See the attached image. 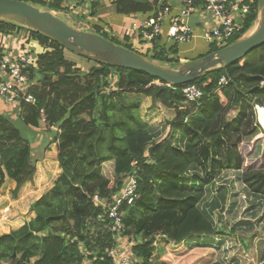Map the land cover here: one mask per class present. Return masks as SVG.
<instances>
[{"label":"trees","instance_id":"obj_1","mask_svg":"<svg viewBox=\"0 0 264 264\" xmlns=\"http://www.w3.org/2000/svg\"><path fill=\"white\" fill-rule=\"evenodd\" d=\"M21 1L51 12L63 11V0ZM248 4L243 28L230 44L245 37L257 23V0ZM153 6L157 0L144 4L122 0L118 11L123 15L148 13ZM23 28L0 20V52L5 35ZM28 30L50 50L39 56V69L30 76L36 83L31 93L37 104H24L17 120L0 113V188L13 181L16 187L11 194L18 199L21 190L34 182L40 161L33 156L32 145L39 135L33 129L53 135L45 157L54 160L59 169L51 189L31 205L35 217L0 234V264H84L85 260L109 264L106 253L116 246L117 234L112 231L107 209L97 206L93 197L111 200L133 171L138 196L133 204L125 202L120 214L123 236L136 241L132 253L137 264H233L232 259H245L233 237L235 228L224 231L217 214H230L233 205V210L251 206L258 211L261 204L262 216L257 222L264 227V136L254 139L264 130L258 124L255 128L248 124L242 131L247 101L264 107V44L235 64L174 87L144 72L95 61L85 72L68 58L67 49ZM95 32L136 51L100 29ZM177 53L176 48L168 51L155 46L151 54H140L178 67L183 62L172 58ZM113 76L116 86L109 91ZM223 76L230 81L221 87ZM157 81L162 85H156ZM189 85L204 92L200 102L190 103L184 97L182 89ZM127 93L141 94L155 105L174 110L175 117L166 122L162 138L149 133L151 125L136 113L139 102L134 108L121 107L117 100ZM231 105L242 113L232 123H220ZM231 135L236 136L234 141ZM246 145L253 148V156L256 151L261 153L255 163L243 154ZM54 147L56 152L49 154ZM226 171L238 172L243 189L235 192H240L237 199L232 197L233 182L221 176ZM159 233L168 235L169 240L156 251ZM80 245L89 251V257ZM259 264H264V246Z\"/></svg>","mask_w":264,"mask_h":264},{"label":"crops","instance_id":"obj_2","mask_svg":"<svg viewBox=\"0 0 264 264\" xmlns=\"http://www.w3.org/2000/svg\"><path fill=\"white\" fill-rule=\"evenodd\" d=\"M48 3L54 2V0H43ZM122 0H63L62 10L59 12H66L69 17L73 20H78V24L87 26L86 31H93L95 32L97 29H100L102 32L107 33L108 35L117 37V40H123L127 44L131 45L132 48L140 53H148L151 54L154 47L158 48H165L166 50H172V48H176L178 50L177 55H172V58H179L181 62H188L193 59H197L198 57L205 56L206 51H208L209 44L204 41L202 38V31H203V22L200 17V14L194 15L191 20L190 24L193 28L195 33V38L189 44L180 45L182 49L178 48L179 46H175L172 42L168 39V31L170 27V18L171 16L165 19L162 28V35L161 37L152 43H148L142 40L139 37V27L142 22L147 20L148 18L152 17L155 12L157 11V6L162 4H168L173 7L172 15L178 13V10L182 6V2L184 0H157V6L154 7L151 12L148 13H132L129 15H123L119 13L118 8L119 4ZM140 3H146L147 0H136ZM156 1V0H151ZM55 14L59 12L52 11ZM20 33H24L22 40L14 41L12 39V34L14 35L15 32H11L3 38V45L2 51L8 53L13 56H17L22 50L29 49L32 51L33 54L40 56L47 52L48 48L44 47L40 44V42L32 37L30 32L25 30H21ZM199 50L197 55L192 57L191 53H194ZM69 58V57H68ZM76 60L74 58H70ZM78 65L81 62L76 61ZM1 99V98H0ZM10 114L14 120L18 119V109H14L12 105H7L4 103L3 100H0V113ZM10 112V113H9ZM262 114H264V108L260 109L259 112V120L260 122H264L262 119ZM33 129V128H32ZM34 132H40L38 129H33ZM40 134L38 138H40ZM36 142L32 145L35 146L36 144L40 143L39 140H35ZM56 152V149L54 147ZM48 162V160L46 161ZM43 169L45 175H51L50 168L46 166L45 162L41 165L38 164V172L35 177L33 183L27 184L19 193V198L14 199L11 202V206L14 205L13 202L17 204H21L22 206L19 209L10 210V208L6 205L5 208L10 210V214L6 217L3 215V205L0 204V233H9L11 230H16L20 228L25 222L31 220L35 217V213L31 212L30 207L31 205L38 200L44 193H46L54 184L56 178L52 180L50 185L43 184ZM222 177L229 181V183L233 182L232 187V194L237 192L238 188L241 190L243 186L240 184L241 182L238 180V172L236 171H226L221 174ZM45 182V181H44ZM237 185V186H236ZM16 187V184L13 181H7L5 185L0 188V191L7 192L5 195L7 198L11 194V191ZM234 198V197H233ZM10 199V198H9ZM235 201V200H234ZM19 202V203H18ZM10 203V202H8ZM234 205L231 207L230 214H222L218 213L217 217L220 221L219 224L225 225L224 231H230L232 228H235V234L233 235L234 240L238 242H242L241 239H244L248 242H244L245 246L253 245V248L262 250L264 246V227H262L261 222L258 224L256 222L261 216L262 212L258 211H251L244 216H239L237 212L240 211V208H235L233 210ZM237 211V212H236ZM243 211V210H242ZM240 214V213H239ZM257 214V215H256ZM224 215V216H223ZM229 224V225H228ZM2 229H6L2 231ZM2 231V232H1ZM247 231L248 236H253L255 238L254 242L252 243L251 240L245 239V236H242ZM262 240L263 242L259 244V241ZM122 245L126 243H132L128 238L121 239ZM248 243V244H247ZM165 244V243H164ZM127 245V244H126ZM163 245V244H162ZM252 250V249H251ZM245 256V255H244ZM248 258V255H246ZM240 260V259H237ZM236 261V260H231ZM230 261V263H232ZM235 262H233L234 264Z\"/></svg>","mask_w":264,"mask_h":264},{"label":"built area","instance_id":"obj_3","mask_svg":"<svg viewBox=\"0 0 264 264\" xmlns=\"http://www.w3.org/2000/svg\"><path fill=\"white\" fill-rule=\"evenodd\" d=\"M198 1L184 0L175 15H172V6L168 4L157 6L155 14L141 23L138 30L139 37L148 43L157 41L162 35V26L165 19L171 16L168 31L169 41L175 46L189 44L195 38L190 20L199 13L204 26L202 38L209 46H219L218 49L220 50L229 45L230 41L240 33L243 28V20L250 11V4L248 3L252 4L254 2V0H200L202 3H198ZM38 69L39 56L33 54L27 48L17 56L0 52V98L4 103L12 105L19 112L24 104L35 106L37 98L31 93V89L36 83L31 80L30 76L33 71ZM229 81L228 78L223 76L219 81V86L227 85ZM160 84L159 82L158 85ZM261 85L264 86V81ZM113 86L111 85V87ZM182 93L190 103L200 102L205 96L202 90L192 85L184 87ZM261 108L264 107H256L258 118ZM260 125L264 130V126L261 123ZM137 190L138 180L136 171H133L127 177L124 187L111 200H103L98 195L93 197L97 206L107 209L109 219L112 221V231L117 234L116 246L106 253L107 258L110 260L109 264H137L138 262V259L132 253V247L136 245V241L131 240L132 243L122 245L124 224L120 214L125 202L133 204L137 199ZM163 240L169 239L164 234L157 235L154 246L157 247L158 243L163 242ZM80 247L86 257L91 255L84 246L80 245ZM30 264H33V262ZM84 264L91 263L85 260Z\"/></svg>","mask_w":264,"mask_h":264},{"label":"water","instance_id":"obj_4","mask_svg":"<svg viewBox=\"0 0 264 264\" xmlns=\"http://www.w3.org/2000/svg\"><path fill=\"white\" fill-rule=\"evenodd\" d=\"M257 4L259 24L250 35L175 68L117 45L96 32L75 28L54 12L21 0H0V20L36 31L81 57L115 68L144 72L169 86L178 87L216 68L237 63L264 44V0H257Z\"/></svg>","mask_w":264,"mask_h":264},{"label":"rangeland","instance_id":"obj_5","mask_svg":"<svg viewBox=\"0 0 264 264\" xmlns=\"http://www.w3.org/2000/svg\"><path fill=\"white\" fill-rule=\"evenodd\" d=\"M38 7L41 8V9H44V7H41V6H38ZM56 15L59 18H61L62 20H64L65 22H67L68 24L74 26L75 28H78L80 30H86L87 29V26H85L83 24L79 25L77 23L78 20H76L77 21L76 22L71 17H69L66 12H59ZM258 24H259V18L257 20V23H256L254 29L248 35H250L257 28ZM22 30H25V31L29 32V30L27 28H23ZM23 34L20 33L18 35V32H15L14 35L12 34V39L14 41H20V40H22ZM108 36L110 38L115 39L116 41L121 42L123 45L126 44V42H124L123 40H117V37H114V36H111V35H108ZM218 47L219 46H216V45L209 46L208 47V51H206V54H204V55L206 56V55L210 54L211 52H213L215 50V48H218ZM178 48L182 49L180 45H179ZM198 53H199V50L194 52V53H191V55L193 57L194 55H197ZM67 55H68L69 58H74V59H76L75 61L81 62L80 65L77 64V68L81 69V70H83L85 72L89 68H92L93 66H95V62L94 61L89 60V59L84 58V57H81V56H79V55H77V54H75L73 52L67 51ZM198 58H200V57H198ZM166 65H169L171 67H176V64H172V65L166 64ZM114 74H116V72H114ZM115 76H113L110 79V90L109 91H113V89L116 86V82L117 81H116ZM156 83H155L156 85L159 84L158 81ZM111 85H114V86L111 87ZM160 85H158V86H160ZM0 100H2V99H0ZM117 101H118V103L123 104V106H121V107L124 108V109H127L129 107L134 108V107L138 106V102H139L140 103L139 104V108L135 109V111H136L137 114L141 115V118L143 120L147 121L151 125L148 131H149V133L152 132L155 135L156 139H158V140L160 138H162L166 134V131H167V127L165 126L166 122H168L169 120H172L175 117V112H174L173 109H168V108H166V107H164V106H162L160 104H156L155 105L152 100H150L148 98H145L141 94L140 95H136L135 93H127V94H125L124 97L122 96L121 101H119V100H117ZM254 104L255 103L253 101L252 102H248L247 101V106H246L247 109L245 108V111H244L245 112V119L243 121L244 125H243L242 131L248 129V127H247L248 124L251 125L254 128H255V124H258V127L259 126L261 127V125H260L261 122L259 123L258 112H257V109H256V107L258 105L257 104L254 105ZM7 113L8 112H5V114H7ZM241 113H242V110H240L239 107H237L235 105H231V108L226 113H224V115H222L224 120H222L220 123H222L223 121H226V123L227 122L232 123L238 117V115H240ZM118 116H123L124 117V115H122V114H119ZM261 124H262V126H264V122H262ZM19 127L23 129V126L21 124L19 125ZM52 130L53 131H59L57 128H52ZM39 134L41 135L40 138H38L40 143H38L35 146H33V150H34L33 151V156H34V158L36 159L37 162L40 161L39 163H41V165L45 162L46 166H48L50 168L51 175L50 176L49 175H45L44 174V169H43L44 177L42 178L43 179L42 180L43 184L50 185L52 180L58 176V169H59L57 163H55L54 160H52V161L48 160V162H46L47 159L45 157V155H46L45 154V149L49 145V142H51L53 135L52 134L49 135L48 133L46 134L45 132L43 133V131L39 132ZM261 134H263V133H260L254 139L255 140L261 139L264 136V134H263V136H261ZM235 138H236V136L231 135V141L232 140L234 141ZM228 143H231V142L229 141ZM226 146H227V144H226ZM244 147L245 148L242 150L243 154L245 156H247V159H249V162H251V163L254 162L255 163L257 161V159L260 158L261 153L259 151H256L254 156H253L251 151H250L252 147L249 146V145H246ZM53 152H55V150L51 149L49 154L52 155V154H54ZM110 168H111V166H110ZM239 194H240V192L236 193L235 195H232V197H235V199H237ZM5 195H7V192L0 191V204H1V206L3 205V208H4L3 215L7 217L10 214V212H11L10 210L19 209L22 205L19 202H18L19 204H17L16 202H13L14 205L11 206L10 204L14 200L12 194H10L8 198ZM8 202H10V203H8ZM6 205L10 208V210L7 211L8 208H5ZM254 209H255L254 207L252 208L251 206H249L246 210L242 209L243 211L240 210L237 213H238L239 216H244L247 213H250L251 210H254ZM262 211H263V206H261V204H260L258 212L260 213ZM220 220L218 218V221L222 222ZM223 228L225 229V225H223ZM4 230H6V229H2V231H4ZM157 232H159V231H157ZM159 234L162 235V233H159ZM242 236H245V239L251 240L252 243L255 240V238H253V236H248L247 231ZM167 237H168V235H167ZM168 239H169V237H168ZM241 241L242 242H238L240 244L239 246H240L241 250L243 251V255H245V257H247L246 255H248V258L241 259V260H236L234 264H259V257H260V253H261L260 248L259 249H256V247L253 248L254 244L250 245V246L249 245L245 246L244 242L246 240L241 239ZM165 242L166 241H164V240L161 243L159 242L158 246L156 247V251L158 249H160V248H164V246H165L164 243ZM246 242H248V241H246ZM262 242L263 241L260 240L259 244H261ZM248 243H250V242H248ZM156 254L158 256H160L159 251L156 252Z\"/></svg>","mask_w":264,"mask_h":264}]
</instances>
